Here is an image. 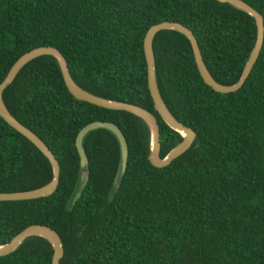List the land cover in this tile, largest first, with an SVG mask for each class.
I'll return each mask as SVG.
<instances>
[{
  "label": "trees",
  "instance_id": "obj_1",
  "mask_svg": "<svg viewBox=\"0 0 264 264\" xmlns=\"http://www.w3.org/2000/svg\"><path fill=\"white\" fill-rule=\"evenodd\" d=\"M262 17L263 39L242 85L219 93L203 83L189 40L161 29L152 39L159 95L195 134L167 165L149 160L150 133L140 117L76 99L51 55L27 62L1 98L9 113L39 137L59 167L53 193L0 201V245L30 224L53 229L59 264H264V0H243ZM167 20L193 34L212 78L237 81L255 39L251 15L216 0H0V81L31 48L63 56L73 81L101 98L151 112L162 158L180 140L153 108L142 40ZM91 121L79 165L74 139ZM86 182L80 187V171ZM52 178L46 157L0 117V192L33 189ZM52 248L28 236L0 264H50Z\"/></svg>",
  "mask_w": 264,
  "mask_h": 264
},
{
  "label": "water",
  "instance_id": "obj_2",
  "mask_svg": "<svg viewBox=\"0 0 264 264\" xmlns=\"http://www.w3.org/2000/svg\"><path fill=\"white\" fill-rule=\"evenodd\" d=\"M216 1L221 3H227L237 9H240L248 13L253 17L255 22V39L253 41V45L243 65L239 78L233 84L222 85L216 82L212 78V76L209 74L207 68L203 63V60L201 58L197 46V42L192 32L181 23L175 21L163 20L150 25L144 34L142 40V52L146 65V84L149 95L153 103V108L157 112L159 117L162 119V121L169 128L178 132L181 135V140L175 146H173L162 158H160L158 155V151H159L158 126L156 123L155 116L151 112L135 104L101 98L99 96L93 95L83 90L73 81V79L69 75L65 59L60 54V52L53 46H49V45L37 46L29 49L28 51L22 53L19 57H17L15 61L11 64L9 69L7 70L3 79L0 81V117L9 126H11L14 130H16L19 134H21L26 139H28L46 157L52 169V178L46 184L33 189L14 191V192H0V201L23 200V199H34L39 197H45L53 193L57 185L59 167L54 155L43 143V141L39 137H37V135H35L30 129L19 123L9 113L1 98V92L3 88L13 80L17 72L27 62L41 55H51L57 60L59 64L62 80L67 90L76 99H80L88 103H92L97 106L105 107L108 109L124 110L136 115L137 117H140L143 121H145L150 133L148 157L152 165L156 167L165 166L172 159L176 158L178 155L184 152L193 141L195 134L189 127L184 126L181 122H179L174 118V116L169 112V110L164 105L159 95L154 77L152 39L155 33L161 29H172L182 33L189 40L194 63L203 83L209 86L213 91L219 93H227L237 90L242 85L245 78L249 74L253 63L257 58L259 49L261 47V43L263 39L262 17L256 10H254L243 0H216ZM95 128L108 129L116 137L119 145L120 170L123 171L127 156L126 141L119 128L113 123L107 121H91L83 125L77 132L74 139V146L79 158V165L81 167L86 165V156L81 146V139L87 131ZM85 182H86V172L81 170L79 189H81V187L84 185ZM28 236H40L46 239L50 243L52 248L50 264H59L58 261L63 254L59 237L53 229H51L50 227L44 224H30L25 226L18 233L12 236L9 239V241L0 245V256L13 251L20 244V242Z\"/></svg>",
  "mask_w": 264,
  "mask_h": 264
}]
</instances>
